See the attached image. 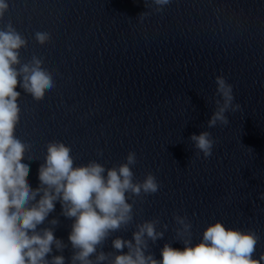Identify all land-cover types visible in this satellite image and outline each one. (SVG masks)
Segmentation results:
<instances>
[{"label":"water","instance_id":"95a60500","mask_svg":"<svg viewBox=\"0 0 264 264\" xmlns=\"http://www.w3.org/2000/svg\"><path fill=\"white\" fill-rule=\"evenodd\" d=\"M0 29L11 23L27 41L21 64L41 58L55 87L39 102L23 89L15 135L30 145L22 161L36 188L48 142L70 146L75 165L90 160L106 168L134 151L132 171L153 173L157 193L132 197L133 222L113 233L132 239L136 224L159 219L163 239L149 241L161 259L165 243L183 249L174 214L191 223L192 244L217 221L254 231V259L264 253V0H5ZM141 14H146L141 16ZM36 32L50 40L39 44ZM19 67V66H17ZM233 85L237 112L229 124L207 127L215 110V77ZM209 131L216 143L205 159L189 137ZM102 152L103 155H98ZM28 158H31L30 160ZM54 235L68 243L72 220L60 215ZM167 225L165 231L163 225ZM47 221L39 227H48ZM126 252L127 249H124ZM54 255L61 253L53 249ZM71 256L69 245L63 252Z\"/></svg>","mask_w":264,"mask_h":264},{"label":"clouds","instance_id":"9594fccd","mask_svg":"<svg viewBox=\"0 0 264 264\" xmlns=\"http://www.w3.org/2000/svg\"><path fill=\"white\" fill-rule=\"evenodd\" d=\"M169 2L153 0L157 11H163ZM7 9L5 0H0V17ZM35 39L44 45L50 35L36 32ZM26 46V39L11 23L0 29V264H264V253L259 259L253 258L260 240L254 231L228 228L217 221L209 224L200 242L193 245L191 223L177 214L173 218L180 226L176 237L184 246L182 250L165 243L161 259L155 258L149 251V241L155 244L165 232L157 230L160 221L153 219L136 224L130 240L113 238L112 251H103L113 233L126 230L133 222L134 201H128L160 189L151 172L142 181L135 179L132 168L138 161L134 151L128 152L125 162L110 168L96 160L75 165L70 146L50 141L38 168L39 184L32 188L27 179L30 166L22 162L30 145L15 135L21 115V92L16 89L20 87L39 102L55 87V80L37 56L21 64L20 50ZM215 84V97L219 98H214L215 110L207 121L208 128L227 126L226 113L241 109L234 102L233 85L223 75L215 77ZM189 140L197 156L202 153L207 159L212 155L216 141L209 131L192 134ZM259 198L264 200V193ZM57 202L60 215L72 220L68 243L54 235L59 219L48 220ZM45 221L49 226L39 227ZM167 227L163 225L165 231ZM69 245L71 256L66 258L63 252ZM53 249L61 254L54 255Z\"/></svg>","mask_w":264,"mask_h":264}]
</instances>
